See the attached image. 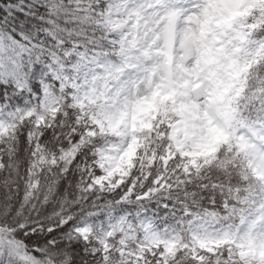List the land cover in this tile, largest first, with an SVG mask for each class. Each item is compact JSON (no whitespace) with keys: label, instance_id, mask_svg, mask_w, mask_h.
Here are the masks:
<instances>
[{"label":"snow or ice","instance_id":"6c2138e0","mask_svg":"<svg viewBox=\"0 0 264 264\" xmlns=\"http://www.w3.org/2000/svg\"><path fill=\"white\" fill-rule=\"evenodd\" d=\"M0 264H264V0H0Z\"/></svg>","mask_w":264,"mask_h":264}]
</instances>
